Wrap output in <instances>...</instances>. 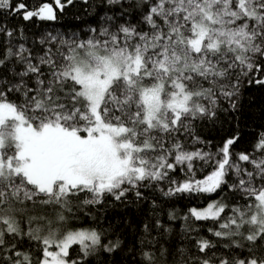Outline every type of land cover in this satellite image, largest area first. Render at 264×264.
Masks as SVG:
<instances>
[{"label":"snow or ice","instance_id":"obj_1","mask_svg":"<svg viewBox=\"0 0 264 264\" xmlns=\"http://www.w3.org/2000/svg\"><path fill=\"white\" fill-rule=\"evenodd\" d=\"M102 2L117 11L102 17L98 29L89 28L87 39H61L55 51L9 41L0 58V206L42 196L41 203L62 209L58 226L49 221L47 235L41 236L31 228L25 233L0 207V251L9 250L8 234L42 243L35 264H70L73 245L84 256L99 247L111 252L119 241L102 245L96 229H64L71 217L63 213H72V198L89 193L84 205L99 204L106 196L131 203V195L138 202L146 199L142 187L164 181L169 185L166 191L159 188L164 196L225 188L240 193L247 203L234 206L226 219L222 213L228 205L219 200L190 208L185 219H224L219 230L209 229L216 237L242 235L240 229L248 226L244 239H264V131L256 134L251 151L238 153L232 150L240 140L238 131L215 153L187 151L178 139L181 133L190 135L189 118L214 120L218 111H227L221 100L235 110L242 79L264 86V78L254 76H264V0ZM55 5L61 11L65 7L61 0ZM8 7L9 0H0V9ZM13 10L23 11L26 21L56 19L48 3L33 11L21 2ZM0 33L13 37L3 26ZM56 41L49 33L39 44ZM9 94L22 102L10 100ZM192 139L204 143L198 136ZM197 160L202 172L211 169L199 178ZM177 169L182 180L170 175ZM229 174L234 175L231 184ZM196 246L204 252L211 242L202 238ZM11 253L3 258L7 264H33L16 245ZM219 264H264V258L221 259Z\"/></svg>","mask_w":264,"mask_h":264},{"label":"trees","instance_id":"obj_2","mask_svg":"<svg viewBox=\"0 0 264 264\" xmlns=\"http://www.w3.org/2000/svg\"><path fill=\"white\" fill-rule=\"evenodd\" d=\"M25 3L28 10H35L44 3L53 4L56 14L55 20H41L33 17L30 20L23 19V11L17 14L13 9L19 3ZM65 4L61 11L54 3V0H9V7L0 9V26L6 30L13 31V37L9 38L4 33H0V58H2L9 41L18 45L25 43L26 47L43 50L52 47L53 51L59 40L87 39L90 33L89 28H99L103 23L102 17L113 15L117 10L102 2V0H73L72 4H67V0H61ZM21 33L23 39H21ZM57 37L55 44L40 45L39 39L47 34ZM66 51V49H63ZM8 75L7 70H3ZM259 78H264L260 74H254ZM207 87V85H205ZM9 99L15 102H22V97L9 94ZM237 108L232 110L226 101L221 100V109L217 112V117L210 120L206 117L189 118L191 121L190 135L181 133L178 139L184 144L185 150L194 151L201 149L205 152L215 153L217 148L222 146V142L229 136L240 133V140L232 149L234 152L251 151L255 142L256 134L264 131V86L259 84H249L242 79L239 93L235 97ZM198 136L204 143H194L192 136ZM196 174L199 178L206 175L207 171H201L200 161H194ZM244 167H251L242 164ZM172 178L183 179V174L177 169L175 173H170ZM226 180L231 184L234 175L229 174ZM147 183V182H144ZM168 182H161L158 187H142L146 199L134 201L129 195L131 203L117 202L111 196H106L99 204L82 203L86 198H91L89 193H81L78 197L72 198L71 214L64 212L65 216L71 218L63 224L67 228H93L101 233V244L108 245L109 242L115 244L119 241V246L113 251H106L103 247L97 248L89 255L84 256L79 250V245H73L69 249V261H77V264H201L204 259H209L211 264H219L221 259L229 261L233 259H261L264 258V239L248 241L249 227L240 229L242 235L234 237H216L209 229L219 230V224L224 222L231 209L237 205L247 203L240 193H233L227 188L223 192L216 193H180L172 196H164L159 188L165 191ZM44 197H39L35 201H25L19 203L11 201L3 205L4 215H12L19 222L21 229L26 233L31 228L34 234L38 230L41 236L47 235L49 221L53 227H57V215L62 209L54 204H43L40 201ZM212 200H219L228 205L222 213L219 222L213 220L185 219L188 210L193 206H203ZM155 201V207L153 206ZM170 214L174 218H170ZM157 220L160 227H157ZM149 225L147 231L145 224ZM0 227H3L0 225ZM235 231V228L232 229ZM206 239L211 242V247L204 252H200L196 246V241ZM6 248L8 251H0V264H7L4 257L11 255V246L16 245V249L30 255L33 264L42 257L43 245L40 241L31 240L28 236L13 237L6 234ZM148 253L152 260L144 255Z\"/></svg>","mask_w":264,"mask_h":264},{"label":"rangeland","instance_id":"obj_3","mask_svg":"<svg viewBox=\"0 0 264 264\" xmlns=\"http://www.w3.org/2000/svg\"><path fill=\"white\" fill-rule=\"evenodd\" d=\"M54 3H55V0H54ZM48 4H51V3H48ZM52 6H53V4H51ZM41 7V6H40ZM54 7V6H53ZM39 8H37V9H35V10H38ZM54 9V8H53ZM35 10H33V11H35ZM212 201H214V200H212ZM211 202V201H210ZM209 203V202H208ZM207 203V204H208ZM207 204H205V205H203V206H193V207H196V208H203V207H205ZM192 208V207H191ZM249 234V231L247 232V235ZM51 250H55V249H51Z\"/></svg>","mask_w":264,"mask_h":264}]
</instances>
